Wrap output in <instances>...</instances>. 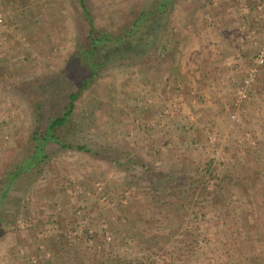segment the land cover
I'll return each mask as SVG.
<instances>
[{"label":"rangeland","instance_id":"1","mask_svg":"<svg viewBox=\"0 0 264 264\" xmlns=\"http://www.w3.org/2000/svg\"><path fill=\"white\" fill-rule=\"evenodd\" d=\"M143 1L85 0L109 33ZM206 2L174 0L171 61L159 77L148 64L112 66L82 94L87 128L68 136L113 159L52 149L37 178L10 194L0 264H264V64L238 94L264 32L227 85L198 73L201 83H183L196 56L185 49L192 19ZM0 18L1 181L32 124L16 87L60 69L86 20L79 0H0Z\"/></svg>","mask_w":264,"mask_h":264},{"label":"trees","instance_id":"2","mask_svg":"<svg viewBox=\"0 0 264 264\" xmlns=\"http://www.w3.org/2000/svg\"><path fill=\"white\" fill-rule=\"evenodd\" d=\"M173 3L174 0H144L122 32L109 33L94 26L85 0H79L86 27L64 65L16 87V93L31 110L32 124L21 146L22 152L4 168L0 181V227L10 223L6 219L7 205L19 180L27 177L34 181L50 159L52 149L83 151L113 159L111 154L98 152L85 142L70 140L68 135L82 132L89 121L83 114L77 115V103L97 83L101 72L112 66L125 70L148 64L154 77L165 71L171 61L167 43L174 31L169 18ZM37 80L41 82L35 86ZM13 215L9 216L12 220Z\"/></svg>","mask_w":264,"mask_h":264},{"label":"crops","instance_id":"3","mask_svg":"<svg viewBox=\"0 0 264 264\" xmlns=\"http://www.w3.org/2000/svg\"><path fill=\"white\" fill-rule=\"evenodd\" d=\"M263 2L264 0H221L217 4L215 0H207L206 3L212 8L205 10L206 13L200 17L195 15V19L191 20L194 28L187 37L185 49L196 56L187 57L189 72L182 74L183 79L188 75L186 81L180 77L183 83H201L196 76L198 73L201 77H208L205 79L207 86L227 85L229 76L237 74L233 70L252 61L254 54H248L255 52L256 45L258 48L264 32V11L259 10L264 6ZM191 9L194 10L192 7ZM194 34L197 35V41L193 39ZM197 69L200 73L196 72Z\"/></svg>","mask_w":264,"mask_h":264},{"label":"built area","instance_id":"4","mask_svg":"<svg viewBox=\"0 0 264 264\" xmlns=\"http://www.w3.org/2000/svg\"><path fill=\"white\" fill-rule=\"evenodd\" d=\"M0 18V22H1ZM264 64V44H262L258 52L256 53L254 60H253V67L249 69V75L247 78L244 80V85L238 90V94L240 97H244L245 95V87H247L250 84V81L252 80V76L255 75L257 72L258 67L262 66Z\"/></svg>","mask_w":264,"mask_h":264}]
</instances>
